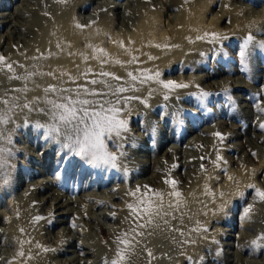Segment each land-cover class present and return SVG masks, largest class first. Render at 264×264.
<instances>
[{"label": "bare ground", "instance_id": "1", "mask_svg": "<svg viewBox=\"0 0 264 264\" xmlns=\"http://www.w3.org/2000/svg\"><path fill=\"white\" fill-rule=\"evenodd\" d=\"M21 1L14 17L0 19V27L11 25L0 42L2 37L8 41L22 40L23 35L29 37L23 48L11 51L7 62L0 61L1 122L9 121L10 116L39 119L40 124L61 135V139L75 137L72 142L80 144L87 153L98 154L104 165L119 166L125 179L131 173L120 165L124 156L123 134L128 128L125 121L136 125L140 120L138 127L149 135V120L154 111L162 109L164 119L178 116L182 111L178 108L180 101L200 97L199 78L193 72L204 66L208 54H217L219 45L226 41L240 42L236 38L238 32L245 35L264 32V11L254 15L244 5L235 6V0H209L205 4L203 0ZM215 1L220 2V9L208 17ZM86 12L92 17L84 15ZM225 21L228 25L221 27ZM247 38H241L243 44ZM255 40L264 46V40ZM232 86L247 91L241 83L234 82ZM255 127L263 129L264 122L255 123ZM1 129L0 126V133ZM215 131L203 128L184 147L173 146L161 157H155L154 153L165 144L164 134L154 139L150 144L153 152L150 161L145 160V172L149 174L146 183L154 187L138 184L129 188L125 184L111 195L118 202L110 212L100 215L113 221L116 227L108 229L96 223L107 236L105 243L96 237L89 241L86 235L73 237L64 233V245L72 249L59 247V243L55 249L46 247L49 238H61L67 228L77 231L66 219L59 218L72 214L68 208L70 201L62 196H52L41 231L34 225L32 200L12 205L17 230H7L5 242L12 243L15 253L6 261L50 264L54 255L68 252L73 255L58 264H207L212 258L207 251L211 224L234 225L235 219L229 212L247 199L245 194L250 188L264 199V189L257 187L255 180L256 173L264 170V157L259 166L248 167L245 162L240 164L238 158L227 159L223 153L201 150L206 145L216 147L217 142L202 138V134L214 135ZM179 132L182 137L187 133L184 127ZM256 138L264 141V135ZM111 140L120 148L119 152L112 154L106 150ZM246 144L222 146V150L233 152L244 148L251 155L254 148L249 142ZM207 161L211 170L202 175L198 167L203 168V162ZM229 161L241 168L231 170ZM178 168L185 170L180 176ZM164 169L171 178L163 174ZM224 170L226 174L221 175ZM140 187L144 190L140 191ZM86 196L94 205L103 202L92 194ZM262 214L253 207L252 220L246 224L263 219ZM82 215L90 220L99 216L92 210ZM6 221L10 223L8 218ZM64 223L69 227L49 230ZM256 250L264 251L263 244L256 246ZM247 263L264 264V257L260 262Z\"/></svg>", "mask_w": 264, "mask_h": 264}, {"label": "rangeland", "instance_id": "2", "mask_svg": "<svg viewBox=\"0 0 264 264\" xmlns=\"http://www.w3.org/2000/svg\"><path fill=\"white\" fill-rule=\"evenodd\" d=\"M101 1L97 0V2ZM208 1L203 0L202 2L205 4ZM21 2V0H0V19L7 16L14 17L13 13ZM233 3L235 6L239 4L246 6L254 15L264 11V0H235ZM94 6L95 4L91 8ZM219 9L220 2H213L207 14L208 17L213 16ZM84 15L89 18L92 17L88 12L84 13ZM226 22L221 23V27L227 26L228 23ZM8 25L0 27V37L4 35L6 30L10 31ZM21 37L22 40L12 39L10 41L2 37L0 42V61L7 62L6 59L12 53V50L18 51L24 47V42L29 37L27 38L24 35ZM236 38L240 39V42L226 41L224 44L221 43L219 48H217V51L219 50L217 54H214V52L208 54L204 66L193 72L194 76L199 78L197 84L199 88L197 90L200 93V97L180 101L178 108L182 111L178 116L175 115L164 119L162 118V109L154 111L149 120L151 121V123L149 122L151 125L148 129L149 135L146 134V130L138 127V124L141 123L140 120H137L135 125L122 119L128 128L127 133L123 134L125 143L121 149L124 156L120 160V165L131 172L128 179L122 176L119 166L109 167L104 165L102 158L98 154L87 153L84 147L79 146L80 144L72 142L71 140L75 137L72 136L73 139L71 140L61 139V135L40 124L39 119L13 118L11 116L9 117L10 122H4V120L1 122L2 120L0 119V126L2 127L0 133V245L3 246H0V252L3 251V253H0V264L4 262V264H8L6 259L15 253L12 243L5 242V239L8 238L6 231L17 230L15 212L11 207L14 204L21 205L27 200H32L30 207L32 212L36 214L34 216V225L38 231L43 223L47 221V209L50 207L52 196L58 195L70 201L68 208L72 211V214L59 218L66 219L77 229V231H73L75 229L67 228L66 230L68 231L65 230L62 234L66 233V236L73 237L86 235L89 241H93L96 237L105 243L107 236H105V232L100 231L96 227V223L108 229L116 227L117 224L100 215L104 212H110L115 203L118 202L111 195L125 184L129 188L142 184L148 186L149 189H153L154 186L146 183L149 174L145 172V160L150 161L149 157L153 153L150 150V144L161 133L164 134L165 144L155 151V157H161L165 150L172 149L173 146L184 147L186 141L199 134L201 129L211 127L216 129L214 135L202 134V138L217 142L216 147L206 145L201 150L210 154L223 153L227 159L230 156L238 158L240 164L245 162L248 167L259 166L260 159L264 157V141L258 140L256 135H264V128H254V125L255 123L264 122V91H262L264 88V46L258 45L255 39L264 40V32L259 34L249 32L246 35L238 32L236 33ZM241 38L243 40L247 38L244 44ZM6 66L10 65L6 64ZM217 71H220L219 75L216 74ZM208 72L210 75L206 79L205 76L209 74ZM234 82L245 85L247 91L234 89V86H232ZM227 85L228 87H226ZM122 123L124 127V122ZM6 124L10 126H6ZM180 127H184L185 132H187L184 137H182L183 133L179 132ZM236 132L240 135L234 134ZM246 142H249L254 148L251 155L246 153L245 149L249 147ZM232 144H238L241 147L244 144L246 145L245 149L240 148L237 151L233 150V152L226 148L222 150V146L226 147ZM119 149L112 140L106 145V150L112 154L119 152ZM203 159L205 157L202 156ZM240 164L236 165L233 161L228 162L230 169L233 171L240 169ZM208 165L209 161L203 162V168L199 166L198 172L202 175L207 174L211 170ZM167 169L163 170V174L171 178ZM226 171L221 172V175L226 174ZM181 172H185V170L178 168L177 174L179 176ZM263 177L264 170L256 173L257 187L261 189H264ZM182 182L184 183V181ZM35 186L37 187L36 190L34 189ZM142 190L144 188L140 187V191ZM256 191L253 188L248 189L245 194L247 199L237 204V208L235 207L229 212V216H232L233 220L235 219L234 225H230L228 222L210 225L209 232L211 235L208 238L207 251L208 254L212 255V258L207 261V264H234L236 262L238 264H248L247 261L260 262L263 259L264 251H254V248L260 244L264 246V218L262 219L261 217L258 221L246 224L249 219L252 220L253 207L257 208L259 212L262 211V215H264V199L262 200ZM89 194H92L93 197L95 196L94 199H103V202H95L94 205V201L86 196ZM83 198L86 199L83 200ZM90 206H94L91 208L92 212L99 215L96 220H90L86 215H82V213L91 211ZM11 211L14 212V215L10 214ZM58 213H60V210L56 212V214ZM6 217L10 223L6 221ZM241 223L243 224L241 225ZM66 226L69 227V224H60L57 227L49 228V230L58 231ZM80 231L82 232L80 233ZM65 235L57 239L49 238L45 243L46 247L55 249L59 243V247H67V250L72 249V247L64 245ZM72 255L73 253L68 252H61V255L56 254L50 258V264H58L61 260ZM241 260L245 261V263H241Z\"/></svg>", "mask_w": 264, "mask_h": 264}]
</instances>
